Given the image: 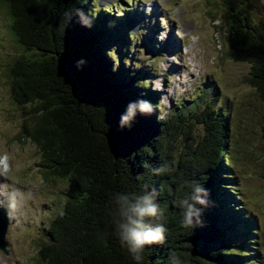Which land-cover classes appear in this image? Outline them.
Listing matches in <instances>:
<instances>
[{"label":"trees","instance_id":"trees-1","mask_svg":"<svg viewBox=\"0 0 264 264\" xmlns=\"http://www.w3.org/2000/svg\"><path fill=\"white\" fill-rule=\"evenodd\" d=\"M253 6L227 1L225 39L228 56L250 65L247 82L264 108V17L256 20ZM0 7L24 52L6 67L12 99L27 108L16 139L39 149L46 180L66 186L36 262L242 264L253 219L232 205L231 128L212 97L161 115L158 92L125 69L121 18L94 0H0ZM259 136L264 144V109ZM145 195L158 210L146 222L166 231L138 261L120 239L118 201ZM189 205L195 212L185 225Z\"/></svg>","mask_w":264,"mask_h":264},{"label":"rangeland","instance_id":"rangeland-1","mask_svg":"<svg viewBox=\"0 0 264 264\" xmlns=\"http://www.w3.org/2000/svg\"><path fill=\"white\" fill-rule=\"evenodd\" d=\"M120 1L94 0L96 8L121 18L117 29L124 39L119 44L128 59L125 69L158 92L161 115L170 113L177 102L186 107L203 95L212 97L215 108L228 116L231 141L226 157L233 168L236 201L232 205H240L253 219L249 253L240 261L264 264V144L259 136L264 108L247 82L250 65L228 56V0H133L125 6ZM252 2L253 17L261 19L264 0ZM20 54L24 52L14 41L5 8L0 7V208L8 221L0 264H39L37 249L66 187L62 179L44 178L35 145L16 139L27 108L20 109L12 99L6 67ZM114 67L120 64L114 61Z\"/></svg>","mask_w":264,"mask_h":264},{"label":"clouds","instance_id":"clouds-1","mask_svg":"<svg viewBox=\"0 0 264 264\" xmlns=\"http://www.w3.org/2000/svg\"><path fill=\"white\" fill-rule=\"evenodd\" d=\"M142 110L147 106L142 105ZM200 191V189H197ZM199 202V197H194ZM119 214L122 220H117L119 235L122 243L126 244L134 259H141V252L146 245L152 243H160L164 239L166 229L163 225L155 228L151 227L146 218L155 217L158 214L157 206L153 203V199L149 195L137 198L134 202H130L127 197L119 198ZM186 203V202H185ZM194 208L189 205L188 211L185 213V225L192 224Z\"/></svg>","mask_w":264,"mask_h":264},{"label":"water","instance_id":"water-1","mask_svg":"<svg viewBox=\"0 0 264 264\" xmlns=\"http://www.w3.org/2000/svg\"><path fill=\"white\" fill-rule=\"evenodd\" d=\"M7 218L4 208H0V249L6 251L5 247L7 245L4 236L7 228Z\"/></svg>","mask_w":264,"mask_h":264}]
</instances>
